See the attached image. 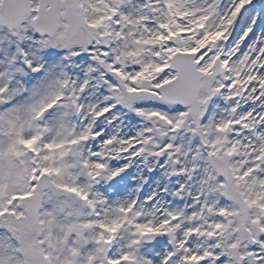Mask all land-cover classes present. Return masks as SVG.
Returning <instances> with one entry per match:
<instances>
[{
	"label": "snow or ice",
	"instance_id": "1",
	"mask_svg": "<svg viewBox=\"0 0 264 264\" xmlns=\"http://www.w3.org/2000/svg\"><path fill=\"white\" fill-rule=\"evenodd\" d=\"M0 264H264V0H0Z\"/></svg>",
	"mask_w": 264,
	"mask_h": 264
}]
</instances>
